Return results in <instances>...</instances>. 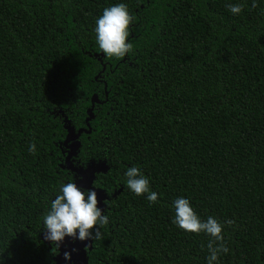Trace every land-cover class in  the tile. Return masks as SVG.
Returning a JSON list of instances; mask_svg holds the SVG:
<instances>
[{"label": "trees", "instance_id": "trees-1", "mask_svg": "<svg viewBox=\"0 0 264 264\" xmlns=\"http://www.w3.org/2000/svg\"><path fill=\"white\" fill-rule=\"evenodd\" d=\"M117 3L135 18L121 60L94 33ZM66 126L109 219L85 264H207L209 237L172 223L180 197L224 223L219 264H264V0H0V264H54L43 217L79 179Z\"/></svg>", "mask_w": 264, "mask_h": 264}, {"label": "clouds", "instance_id": "clouds-1", "mask_svg": "<svg viewBox=\"0 0 264 264\" xmlns=\"http://www.w3.org/2000/svg\"><path fill=\"white\" fill-rule=\"evenodd\" d=\"M253 7H256L255 2ZM228 10L233 15L243 11L240 4H228ZM125 3H117L103 9L102 15L95 21V41L99 50L108 58L121 60L129 53H134V45L129 41L130 27L134 21ZM29 152L36 153L35 143L29 146ZM126 187L137 196H145L150 204L158 202V193L150 188L149 179L141 170L132 166L125 172ZM100 201L93 189L82 190L73 181L62 184L59 194L51 201L49 210L43 217L45 228L44 239L50 241L58 249L65 237L86 241L99 239L100 229L106 228L109 223L108 216L98 207ZM175 215L172 223L181 230L195 235L206 234L207 264H219L221 254H228L230 249L225 243L224 223L213 216L202 220L195 212L187 198L180 197L174 200ZM226 223L231 226L234 221ZM64 258L71 259V253L65 252Z\"/></svg>", "mask_w": 264, "mask_h": 264}, {"label": "water", "instance_id": "water-1", "mask_svg": "<svg viewBox=\"0 0 264 264\" xmlns=\"http://www.w3.org/2000/svg\"><path fill=\"white\" fill-rule=\"evenodd\" d=\"M94 101V98H91V102ZM91 108L92 105H90V109L87 110V119L91 118ZM66 135L63 141V146H66L68 144V152L64 158V163L66 165V168L75 174L79 176V179L75 182L78 187L81 189H89L90 183L92 180V173L86 174L81 169H75L69 164V158L73 155V153L77 150L79 143L76 140L78 137L79 132L77 131L75 134L72 132V129L68 126L65 127ZM82 131V130H81ZM45 236V233H44ZM45 242H50L44 239ZM75 249H78L77 252H75ZM90 249V243L89 240L86 241H80L79 239H73L71 237H65L64 241L61 243L60 247L57 249L58 253L56 255V258L54 260V264H71L72 256L76 258V261L74 264H85L84 256H85V250ZM69 252L71 253V259L66 260L64 258V253Z\"/></svg>", "mask_w": 264, "mask_h": 264}, {"label": "flooded vegetation", "instance_id": "flooded-vegetation-1", "mask_svg": "<svg viewBox=\"0 0 264 264\" xmlns=\"http://www.w3.org/2000/svg\"><path fill=\"white\" fill-rule=\"evenodd\" d=\"M68 144H70V143H68ZM77 251H78V249H75V252H77ZM72 260H74V261H72V263H71V264H74V263H75V261H76V258L72 256Z\"/></svg>", "mask_w": 264, "mask_h": 264}]
</instances>
